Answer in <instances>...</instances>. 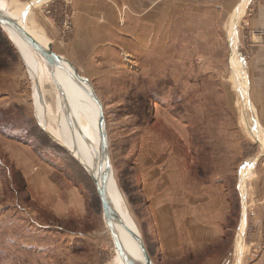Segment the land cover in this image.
<instances>
[{
    "label": "rangeland",
    "instance_id": "1",
    "mask_svg": "<svg viewBox=\"0 0 264 264\" xmlns=\"http://www.w3.org/2000/svg\"><path fill=\"white\" fill-rule=\"evenodd\" d=\"M239 2L235 9H165L163 32L155 20L130 31L120 16L115 35L103 41L112 47L99 50L96 64L84 55L105 111L121 206L154 264H182L172 257L179 247L191 264L201 263L206 255H192L185 220L202 223L214 211L227 215L225 228L234 232L220 264H235L237 247H244L242 202L251 173L264 167V111L243 106L264 93V0ZM31 9L27 23L66 53L78 38L73 0H42ZM27 55L36 61L28 63ZM46 65L0 25V235L15 237L2 240L0 264H124L95 181L55 133L62 98ZM40 69L54 115L50 130L37 116L31 72ZM89 117L82 113V130ZM68 200L74 206L61 208ZM163 216L173 218L177 247L166 241L170 235L161 236ZM69 245L79 246L68 252Z\"/></svg>",
    "mask_w": 264,
    "mask_h": 264
},
{
    "label": "crops",
    "instance_id": "2",
    "mask_svg": "<svg viewBox=\"0 0 264 264\" xmlns=\"http://www.w3.org/2000/svg\"><path fill=\"white\" fill-rule=\"evenodd\" d=\"M239 1L240 0H193V3L189 4L187 7V5H185V2L182 0H73L74 7L77 10L75 21L76 34L78 38H74L71 43L66 45V53L62 51L58 52L55 49L54 50L57 53L61 54L64 59L70 60L76 68L77 66H79L81 69H84L85 74H83V76L90 81L94 88L93 82L91 80L92 78H94V76H90V72H88L86 69V62L88 59L84 55H88V57H90V60H92V63H95V60L93 58H100V49L105 50L106 48L112 47L109 46V44L104 43L103 41L110 39L111 36L115 35L116 31L119 29L118 26L120 16L122 17V20H120V22H125V26H127V28H130V31L139 33L140 30L147 29V24L150 21L155 20L158 23L161 22L159 24L161 25L163 32L166 13L165 9H226V7L236 8L239 5L238 3H240ZM38 2L40 3L42 2V0H0V8L12 13L15 12V10H21L19 17L22 19V21L24 20L27 23V19H29L28 17L32 10L31 8ZM10 5H12L13 7H17V9H9L11 7ZM259 9H263V7L258 8V10ZM40 26L43 30L46 29L43 24H41ZM2 27L3 30H5L4 26ZM46 32H48V30ZM25 58H28V55ZM32 58L35 62L36 60L33 56ZM26 60L28 61V63H30L29 58ZM23 61L25 64L27 63L24 58ZM34 62H32L31 64H34ZM68 64L70 63L68 62ZM42 71L39 75H34L33 72H31V77L36 81L34 87V97L36 101L37 116L39 118V122L42 126L45 127V129L49 130L46 126L47 117H54V115H48L47 112H51V105L50 103L48 104L47 100L45 99V90L47 89V87L45 89V85H48V83L46 82L45 84L46 78H44L45 74L42 75ZM50 77L52 78L51 74ZM51 80H53V78ZM40 81L44 83L43 86ZM80 88L82 87L80 86ZM41 92L43 93L44 98L42 97ZM259 94L260 98H255V102H252L248 92L249 101L248 103H245V105H243L244 108L250 107L252 110H254L256 107V109H258L259 111H264V93L263 91H260ZM62 105L63 100H61V104L57 108V119L61 117ZM46 167H51L50 170H52L53 166L46 163ZM249 174L250 171H248V175ZM251 174L252 175H250L249 177L251 179L249 180L246 188V199H244L242 202V212L240 216L241 221L242 218L245 217V231L247 232H244V247L240 249V247L238 246L236 249V262L234 261L235 264H264V167H258L257 170L253 171V173ZM75 191L76 190L74 189V192ZM73 199L76 200L74 194ZM80 202L81 200L78 201V204ZM73 204V201L70 202V200H68V203H65L64 205L60 204V206L61 208L62 206H64V209L67 210L69 206L73 207ZM173 212L174 215H177L178 213L176 210H174ZM226 217L227 215L223 214V212L214 211V213L212 212L211 214L207 213L202 223H196V219L192 217L185 220V222L188 224V233L190 237L194 238V244L192 246V248L194 249H192V255H200L202 253L206 255L205 259L202 260L201 263L195 261L196 264H220L222 259L226 257V255H228V252L232 251V247L230 246L231 242H233L234 232L233 234H231V236H229V233L227 232L224 225ZM172 221L173 218L168 219L163 216L162 222L160 223L163 226L161 236H163V234L170 235L171 239L166 241L169 244H172L173 247H177L180 245V239H174L176 236V232L173 233V231H171L169 227V223H172ZM5 233L6 232L4 231V233L0 235V249L3 250L5 247L2 243V240H13L15 238L14 234L8 235L6 237ZM66 237L68 238V234L66 235ZM78 239L79 238L77 237L70 239L69 244L71 243V241H73L74 243ZM226 240H228L227 248H225ZM70 245L68 246V252L74 251L79 246L76 245L75 248H72L70 247ZM189 256L190 254L186 255L184 249H181L179 247L178 249L174 250V255L172 257L174 258L175 263L183 264L187 262L191 264L193 259L188 258ZM241 256H243L242 259Z\"/></svg>",
    "mask_w": 264,
    "mask_h": 264
},
{
    "label": "bare ground",
    "instance_id": "3",
    "mask_svg": "<svg viewBox=\"0 0 264 264\" xmlns=\"http://www.w3.org/2000/svg\"><path fill=\"white\" fill-rule=\"evenodd\" d=\"M2 10L7 12L13 18L17 19L23 30L29 32L44 44L47 45L49 43L48 37H46L43 33L33 29L24 20L22 21V19L19 17L21 10H15V12L13 13L5 9ZM0 25L4 26V28L10 33V35L16 38L20 46L25 47V45L27 44L32 47L27 42V40L23 38V36L16 30L14 25L9 22H3ZM31 57L32 56L28 55L29 60L31 59ZM45 62L47 64V69L50 71V74L58 90L60 91L63 100L62 115L60 119H57L56 121L57 127H55V133L57 134V136L64 138L59 139L61 140L62 144L66 143V145L70 147L72 153L76 156V159L79 161V163L92 176L95 184H101L102 186L104 185V183L106 184L107 197L112 203L113 207L120 213V216L123 218L126 224L140 233V230L131 220L129 214L121 206L120 200L122 196L112 167L110 173L107 175V161L106 158L102 157L101 155L98 130L99 110L97 103L92 99L91 96L86 93L85 90L78 87L75 88L71 84L76 80L74 79V77H72V75L66 68L71 67L66 59L64 60L66 65L65 67L50 66V64L46 60ZM241 75L242 73L240 71H237L236 77L238 79L241 77ZM82 113L90 116V123L86 128H84V130H82V126L80 125ZM52 118L54 119V117L51 116L47 117L46 126L49 130L50 128H53V123H51V121H54ZM108 225L112 230V235H114L113 240L116 243V248L121 255L122 260L124 261V264H127V261L124 258V255H122V253L120 252V248L125 250L126 255H128V257L133 261L132 264H146L138 241L128 231V229L117 220H109ZM116 240H118L119 244L122 247L118 245V242Z\"/></svg>",
    "mask_w": 264,
    "mask_h": 264
},
{
    "label": "water",
    "instance_id": "4",
    "mask_svg": "<svg viewBox=\"0 0 264 264\" xmlns=\"http://www.w3.org/2000/svg\"><path fill=\"white\" fill-rule=\"evenodd\" d=\"M3 22H9L16 30L27 40V42L34 48L49 64L50 66H62L65 67L64 57L57 53L50 43L47 45L43 42L36 39L32 34L29 32H26L21 28L20 23L17 19L10 16L7 12L0 9V24ZM71 64V67H66L72 77L78 82V84L86 91V93L92 97V99L97 103L98 110H99V118H98V130H99V139H100V146H101V155L102 157L106 158V171L107 175L111 171V164L109 161V154H108V142H107V130H106V116L105 111L103 107V103L100 100V98L97 96L92 84L88 79H86L83 75L79 73L77 68L74 66V64L66 59ZM96 188L99 194V198L101 200V205L103 209V215L107 223H109V220H117L120 223H122L128 231L134 236V238L138 241L141 251L143 253V257L146 264H154V261L145 245V242L143 240L142 235L134 230L131 226L125 223L123 218L120 216V213L113 207L112 203L107 197L106 193V184L102 186L101 184L96 183ZM118 242V240H116ZM118 245L121 246L118 242ZM122 247V246H121ZM120 252L122 255H124V258L127 261V264H132L133 261L126 255L125 250L120 248Z\"/></svg>",
    "mask_w": 264,
    "mask_h": 264
}]
</instances>
